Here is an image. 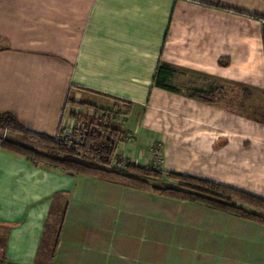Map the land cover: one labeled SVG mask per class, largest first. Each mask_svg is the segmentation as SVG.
I'll use <instances>...</instances> for the list:
<instances>
[{
  "label": "crops",
  "instance_id": "obj_1",
  "mask_svg": "<svg viewBox=\"0 0 264 264\" xmlns=\"http://www.w3.org/2000/svg\"><path fill=\"white\" fill-rule=\"evenodd\" d=\"M0 40V113L25 128L121 103L124 156L264 198V0H0ZM0 235L8 264H264V222L1 146Z\"/></svg>",
  "mask_w": 264,
  "mask_h": 264
},
{
  "label": "trees",
  "instance_id": "obj_2",
  "mask_svg": "<svg viewBox=\"0 0 264 264\" xmlns=\"http://www.w3.org/2000/svg\"><path fill=\"white\" fill-rule=\"evenodd\" d=\"M247 13L249 14V12ZM163 70L170 73L172 68L164 63H159L156 68L153 85L171 91H178L175 87L164 83V79H161V77L159 79V75ZM192 97L210 102V100H207V94L201 91H195ZM67 102H71L74 105L84 104L69 99ZM70 115L72 117L82 116L73 111H71ZM86 117L88 118V116ZM86 127L87 136L84 138V141L70 149H66L59 132L54 136L34 132L22 126L12 114L0 113V130H14L28 139H36L37 142L50 146L53 153L45 154L39 152L32 146L2 137H0V146L5 151L19 153L25 156L29 162L39 163L49 168L87 174L138 189L150 188L164 195L201 202L225 212L264 222L263 215L236 204V201H240L253 208L264 209V198L242 190L171 171L166 172L169 178L178 179L185 182V184L181 182L179 187L150 186L146 177L151 175L161 176L162 172H158L152 167L143 166L127 160L123 166H117V163L113 162L118 143L125 133L122 129L119 127H111L108 124L100 128L88 127V125ZM61 150L63 152L62 154H60ZM1 247L3 248V244L0 245Z\"/></svg>",
  "mask_w": 264,
  "mask_h": 264
},
{
  "label": "rangeland",
  "instance_id": "obj_3",
  "mask_svg": "<svg viewBox=\"0 0 264 264\" xmlns=\"http://www.w3.org/2000/svg\"><path fill=\"white\" fill-rule=\"evenodd\" d=\"M1 43L2 42L0 40V45H1ZM82 94H83L82 96L85 100H89L91 102H93V100L97 98L94 95H89V94H85V93H82ZM90 98H93V100ZM88 107H90V106H88ZM91 109L93 110L92 113H87L89 110V108H87V107H85L82 111L81 110L73 111L75 113H79L82 116H76V117H72V118L84 121L85 126L88 125V127L91 126V127H95V128H100V127L104 126L105 124H108L111 127H119L120 129L123 128L124 115L126 114L123 110H125V111L128 110L127 105H122L121 103H118V104H114V105L112 104L107 108L104 105L102 106L101 104H97V105H94L93 108H91ZM249 111H251V110L248 109V112ZM87 115H88V118L86 117ZM0 137L7 138V139H10L13 141L23 143L25 145L32 146L36 150H38L39 152H42L45 154L53 153L50 146L43 144V143H40V142H37L36 139L35 140L34 139H28V138L22 136V134H20L19 132L14 131V130L2 129V130H0ZM123 137H124V135H122V138ZM60 152H61L60 154L63 153L62 150ZM154 169L157 170L158 172H162L161 168L159 166H157ZM146 179L149 182L150 186H157V187H164V186L179 187L181 182H182L178 179L169 178L167 175L163 176V172L161 173V176L151 175V176L146 177ZM182 184H185V182H182ZM258 210H259V212H262V214L264 213V209H258ZM259 212H255V213L261 214ZM0 264H8V263H5V261L3 260L2 256H1V252H0Z\"/></svg>",
  "mask_w": 264,
  "mask_h": 264
},
{
  "label": "built area",
  "instance_id": "obj_4",
  "mask_svg": "<svg viewBox=\"0 0 264 264\" xmlns=\"http://www.w3.org/2000/svg\"><path fill=\"white\" fill-rule=\"evenodd\" d=\"M70 113L71 112L64 114L59 129L57 131L60 133V136L64 142V146L66 147V149H70L75 145L81 144L84 141V138L87 136V127L85 126L84 121L72 118ZM123 139L130 143V136L124 135ZM121 145L122 144L118 145L113 162L117 163V166H123L126 160L136 163L138 155L135 153V151L130 155L124 156L120 152ZM155 157L159 159L160 154L157 153Z\"/></svg>",
  "mask_w": 264,
  "mask_h": 264
}]
</instances>
